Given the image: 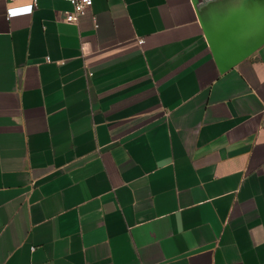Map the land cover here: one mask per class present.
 Instances as JSON below:
<instances>
[{
	"label": "crops",
	"instance_id": "crops-1",
	"mask_svg": "<svg viewBox=\"0 0 264 264\" xmlns=\"http://www.w3.org/2000/svg\"><path fill=\"white\" fill-rule=\"evenodd\" d=\"M25 4L0 0V264H264V0Z\"/></svg>",
	"mask_w": 264,
	"mask_h": 264
},
{
	"label": "built area",
	"instance_id": "built-area-1",
	"mask_svg": "<svg viewBox=\"0 0 264 264\" xmlns=\"http://www.w3.org/2000/svg\"><path fill=\"white\" fill-rule=\"evenodd\" d=\"M8 3H21L26 2L27 4L23 6H13L16 10L17 15L13 16L11 19L8 18V10H7V20L10 23H14L16 19L27 18L30 19L34 10L37 7L38 0H6ZM70 3L73 7L72 13H67L66 22L68 23H77L79 19L86 15L93 7L94 0H63ZM31 9L28 11H24L25 9Z\"/></svg>",
	"mask_w": 264,
	"mask_h": 264
},
{
	"label": "water",
	"instance_id": "water-1",
	"mask_svg": "<svg viewBox=\"0 0 264 264\" xmlns=\"http://www.w3.org/2000/svg\"><path fill=\"white\" fill-rule=\"evenodd\" d=\"M210 42L213 45V36L209 37ZM258 46V44H255L254 47H250L248 49H218L214 48V54L215 57L218 59V61H222L225 63H229L230 65H234L241 61L242 59L248 57L251 55L255 48ZM218 49V50H217Z\"/></svg>",
	"mask_w": 264,
	"mask_h": 264
},
{
	"label": "clouds",
	"instance_id": "clouds-1",
	"mask_svg": "<svg viewBox=\"0 0 264 264\" xmlns=\"http://www.w3.org/2000/svg\"><path fill=\"white\" fill-rule=\"evenodd\" d=\"M29 10H31V9L29 8ZM15 15H17L16 10L13 7L9 6V8H8V18L11 19Z\"/></svg>",
	"mask_w": 264,
	"mask_h": 264
},
{
	"label": "snow or ice",
	"instance_id": "snow-or-ice-1",
	"mask_svg": "<svg viewBox=\"0 0 264 264\" xmlns=\"http://www.w3.org/2000/svg\"><path fill=\"white\" fill-rule=\"evenodd\" d=\"M29 9H25L24 11H28Z\"/></svg>",
	"mask_w": 264,
	"mask_h": 264
}]
</instances>
